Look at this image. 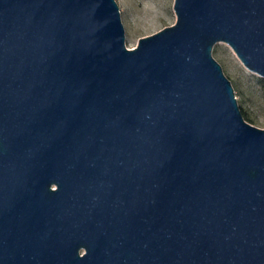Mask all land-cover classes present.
<instances>
[{
    "label": "water",
    "instance_id": "1",
    "mask_svg": "<svg viewBox=\"0 0 264 264\" xmlns=\"http://www.w3.org/2000/svg\"><path fill=\"white\" fill-rule=\"evenodd\" d=\"M0 0V264H264V128L212 48L264 76V0ZM56 187V188H54Z\"/></svg>",
    "mask_w": 264,
    "mask_h": 264
},
{
    "label": "rangeland",
    "instance_id": "2",
    "mask_svg": "<svg viewBox=\"0 0 264 264\" xmlns=\"http://www.w3.org/2000/svg\"><path fill=\"white\" fill-rule=\"evenodd\" d=\"M124 26L125 43L137 44L139 37L153 33L175 21L174 0H116ZM213 57L230 79L244 118L264 128V76L250 70L231 47L219 41L212 48Z\"/></svg>",
    "mask_w": 264,
    "mask_h": 264
},
{
    "label": "flooded vegetation",
    "instance_id": "3",
    "mask_svg": "<svg viewBox=\"0 0 264 264\" xmlns=\"http://www.w3.org/2000/svg\"><path fill=\"white\" fill-rule=\"evenodd\" d=\"M54 188H56V187H54Z\"/></svg>",
    "mask_w": 264,
    "mask_h": 264
}]
</instances>
